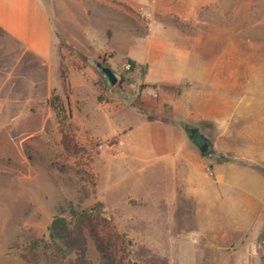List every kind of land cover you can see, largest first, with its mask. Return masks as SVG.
I'll list each match as a JSON object with an SVG mask.
<instances>
[{
    "label": "rangeland",
    "instance_id": "rangeland-1",
    "mask_svg": "<svg viewBox=\"0 0 264 264\" xmlns=\"http://www.w3.org/2000/svg\"><path fill=\"white\" fill-rule=\"evenodd\" d=\"M39 2L53 36L50 64L0 33V264H71L50 255L48 229L73 213L120 237L122 264H172L194 229L190 205L177 210L167 197L161 137L121 132L198 83L151 81L130 56L152 42L168 62L189 63L208 100L237 106V136H248L247 108L264 107V0ZM194 143L209 151L208 141ZM92 240L86 256L97 264Z\"/></svg>",
    "mask_w": 264,
    "mask_h": 264
},
{
    "label": "crops",
    "instance_id": "crops-1",
    "mask_svg": "<svg viewBox=\"0 0 264 264\" xmlns=\"http://www.w3.org/2000/svg\"><path fill=\"white\" fill-rule=\"evenodd\" d=\"M0 33L41 63L52 61L51 25L39 0H0ZM140 54L130 59L147 65V79L198 83L161 102L157 117L137 118L121 132L161 137L167 157L158 164L169 171L167 197L177 210L190 205L194 229L177 242L172 264H264V107L247 108L248 136H237V106L208 100L204 78H194L189 63L168 62L159 43ZM190 126L197 138L185 133ZM196 139L208 141L207 153L197 152Z\"/></svg>",
    "mask_w": 264,
    "mask_h": 264
},
{
    "label": "trees",
    "instance_id": "trees-1",
    "mask_svg": "<svg viewBox=\"0 0 264 264\" xmlns=\"http://www.w3.org/2000/svg\"><path fill=\"white\" fill-rule=\"evenodd\" d=\"M184 130L187 132L189 128L184 127ZM99 223V218L87 213H73L68 220L61 217L52 219L48 238L54 250L50 255L55 253L71 264H92L86 256V244L88 239H93L98 254L97 264H122V259L117 254L120 237L117 234H104ZM33 263L38 264L37 260Z\"/></svg>",
    "mask_w": 264,
    "mask_h": 264
},
{
    "label": "water",
    "instance_id": "water-1",
    "mask_svg": "<svg viewBox=\"0 0 264 264\" xmlns=\"http://www.w3.org/2000/svg\"><path fill=\"white\" fill-rule=\"evenodd\" d=\"M95 67L106 77L109 84L113 85L116 82V78L108 67L102 66L100 63H96ZM206 149V145L200 147V151L203 152Z\"/></svg>",
    "mask_w": 264,
    "mask_h": 264
},
{
    "label": "flooded vegetation",
    "instance_id": "flooded-vegetation-1",
    "mask_svg": "<svg viewBox=\"0 0 264 264\" xmlns=\"http://www.w3.org/2000/svg\"><path fill=\"white\" fill-rule=\"evenodd\" d=\"M191 132H192V135H193V136H195V137L198 136L197 133H196L195 131H191ZM196 138H197V137H196Z\"/></svg>",
    "mask_w": 264,
    "mask_h": 264
},
{
    "label": "built area",
    "instance_id": "built-area-1",
    "mask_svg": "<svg viewBox=\"0 0 264 264\" xmlns=\"http://www.w3.org/2000/svg\"><path fill=\"white\" fill-rule=\"evenodd\" d=\"M207 174H208V176H210L211 175V172L207 171Z\"/></svg>",
    "mask_w": 264,
    "mask_h": 264
}]
</instances>
